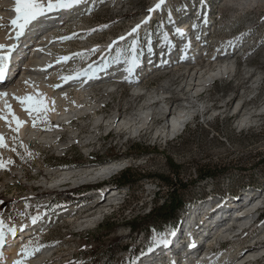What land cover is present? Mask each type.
Returning <instances> with one entry per match:
<instances>
[{
  "label": "rangeland",
  "instance_id": "374dc122",
  "mask_svg": "<svg viewBox=\"0 0 264 264\" xmlns=\"http://www.w3.org/2000/svg\"><path fill=\"white\" fill-rule=\"evenodd\" d=\"M44 1L40 4H45ZM159 2L160 0L87 1L88 12L80 18L83 24H75L72 25L73 27L70 25L65 30V36H62L65 38L62 39L63 41L68 39L66 43H62V47H65L63 51L73 52L75 47L95 42L102 46V51L111 50L114 57L122 52L123 47L122 56L117 58L126 59L129 51L137 50L139 62L143 66L144 61L150 60V55L153 57L158 55L157 59L160 61L163 59V49L168 42L166 36L164 37V34H167L166 28L173 33L183 22L191 21L198 33L205 37L204 43L207 45L199 51H204V54L198 58L203 52L200 54L195 50L196 46L188 44L189 56H194L202 65H207L206 58L210 54L232 51L233 62L236 65L234 71L231 76L218 78L203 93L206 100H211L207 107L208 116H198L188 123L177 138L173 139L153 135L152 130L161 122L154 123V128L152 127L147 133L143 131L140 137L116 131L106 136L103 125L100 127L102 129L100 133L97 132V139H94L96 142L89 143L88 141L92 139L89 138L91 130L94 128L93 118L85 117L82 121L78 120L70 124L56 122L43 115H39L34 122L31 120L35 126L44 130L62 127L65 133H61L62 138L56 143L66 142L67 147L60 149L56 145L39 142L36 137L27 140L23 135L20 136L16 128L9 127L8 130L6 129L8 126L5 127L6 137L10 139L7 138L4 144L0 143V165H3L0 167V219H4L6 224H12L21 219L32 222L33 217H38L37 223L34 224L38 233L34 241L26 244L27 249L32 252L33 249L43 248L45 245L58 244L60 251L57 252V256L54 255L55 258L50 256L49 259V261L54 259L52 264H179L178 261H182L185 257L175 261L173 253L179 256L178 253L188 249L189 244L193 242L197 244L192 245L194 249H190V252L201 248L204 244L203 240L212 237L218 226L230 222V216L238 213L244 203L260 194L264 196V0H234L231 3L227 0H165L161 9L149 12V9L154 8ZM149 17H151L149 22L144 23ZM209 19L212 28L208 26ZM137 25L142 27L137 33L129 36L128 34ZM6 26L8 24L3 25L4 28H7ZM79 26L87 30L78 31ZM80 31L82 32L76 36ZM180 31H177L178 35H181ZM68 35H71L70 40L67 38ZM122 36L127 39L121 41ZM149 36L152 38L151 42L146 40ZM176 36L173 35L174 41L172 38L170 40L172 45L174 42L176 44L175 47L170 45L173 48L172 62L181 58L183 53L181 49L183 41ZM101 50L78 57L73 56L75 59L72 61L75 66H71L72 71H68L80 72L90 68L94 63L100 66L101 55L104 54ZM170 50H167L168 53ZM168 53L166 52L164 60L167 59ZM106 68L103 69L107 70ZM91 69L95 70V68ZM178 70L180 74L185 68L180 66ZM172 73L174 72L153 78L152 82L147 83V87L151 89L159 86L162 80ZM257 80L259 83H256ZM75 81L77 80L74 78L73 82ZM98 81L101 80L97 79L96 82ZM180 81L181 79L176 85ZM131 87L129 83L121 82L117 93L112 95L114 102L105 108L107 111L105 115H115L118 112L125 115L132 110V106L129 107V100L132 98ZM95 90L106 102L108 93H105L104 88L98 87ZM71 91V98L74 99V89ZM140 99L138 98L137 102ZM237 104L240 106L236 109ZM244 108L246 111L251 109L258 116L254 123L240 127L239 120L245 116ZM215 109L218 110L214 111ZM71 128L81 134L77 144L68 146ZM88 151L92 152L89 156ZM62 153L63 155L60 156ZM168 158L181 166L180 176L188 179L193 177V168L200 164L210 163L226 167V170L216 178L190 181L193 183L183 191L185 200L192 202L199 197L205 198L179 213L180 218L176 222L175 230L169 229V223H165L166 225L153 223L144 224L136 229L143 230L144 236L142 232L137 236L133 235L134 237L126 235L128 232L136 231L129 229L130 225H127L129 221L146 216L149 205H155L157 201L166 199L167 189L159 188L160 183L157 178H141L134 181L126 191L122 190L121 206L108 209V214L104 215L103 219L99 218L101 220L96 227L86 224L81 226L78 223L83 220L82 217L97 213V210L83 211L82 208L76 216L74 213L64 216V213H59L57 207L64 193L56 194L51 191L56 183L48 187L43 183L54 181L56 174L49 173L50 170L82 166L97 167L114 160H125L132 169L144 174H168L172 172ZM99 184L98 187L104 186L103 183ZM88 188L89 186L77 187V191L68 194L67 198L78 196L83 191L89 190ZM111 189L113 187L105 190L110 192ZM108 192L104 195L107 196ZM230 194L241 198L227 202ZM52 197H55L54 202H57L51 208L50 214L39 215L40 209H46L48 205L45 207L43 205ZM214 201H219L226 207L222 205L212 214L227 218L222 221H208L209 224L206 223L207 220L197 221L200 216L204 218L212 215L205 214L211 209L209 206L211 204L208 202ZM30 204L35 206L28 208ZM70 211L72 212L71 208ZM226 212L232 213L226 216ZM263 212L264 208L260 211L259 218ZM105 223L108 224L104 225ZM204 225L210 226L204 228ZM163 226H165L164 232L158 236L155 232ZM250 235L259 241L258 246L255 247L264 245L261 242L264 240V219L261 222L259 219L256 227L249 228L245 234L240 235L241 242L236 239L222 249L221 264H230L236 254L247 251L249 248L247 240ZM171 242H174V245L170 246ZM134 252L138 255H134ZM131 258L134 263L131 262ZM251 264H264V256Z\"/></svg>",
  "mask_w": 264,
  "mask_h": 264
},
{
  "label": "bare ground",
  "instance_id": "6f19581e",
  "mask_svg": "<svg viewBox=\"0 0 264 264\" xmlns=\"http://www.w3.org/2000/svg\"><path fill=\"white\" fill-rule=\"evenodd\" d=\"M43 1L44 0H37L38 3ZM56 2L57 0H53V3ZM66 2L74 3V0H66ZM227 2L231 3L234 2V0H227ZM42 5L45 6V4ZM76 6L74 9H71L72 11L70 9H58L54 12L46 13L44 16H41L42 18L39 19V23L37 24L39 25L40 23L44 24L45 22L53 21L52 24L54 26L51 30L56 26H62V28H64L69 27L70 25L75 26V24L81 25L83 24V22L80 21L82 15L76 13L78 12ZM17 7H21V5L17 4V0H0V46H2V48H0V55H10L5 77L6 80L0 83V93L4 94L0 95V137H3L2 142H0L1 144L7 142L8 138L6 137L7 134L4 130L11 127V129L16 128L21 134L20 136L23 135L27 140L33 137L35 139L36 137L39 142L42 141L48 145H56L60 149L66 148V142H63L62 144L56 143L61 133H65L62 127L44 130L35 126L34 123L31 122V120L34 122L39 115L46 116L56 122L62 121L65 124L73 117H80L79 120L81 121L85 117L93 118L94 128L91 130V135L89 134V138L93 139H97V132L102 130L100 127L103 125L106 129V136H110L116 131L124 134L127 133V135L130 134V136L133 137H140L143 131L147 133V131L152 130V127L156 122H161V124L155 128L153 127V135L157 137H170L172 139L177 138L179 133H181V131H183L188 125V121L195 116L196 113L209 106L211 100H206L203 93L208 89L211 83L215 82L218 78L231 76L236 66L233 62L232 51H218L214 55L210 54L206 58L208 64L202 65L198 58L204 54V51L199 52L200 54L203 53L199 55L198 58L194 56L190 57L189 51L187 50L189 45L186 43L182 44L181 49L183 50V53L181 58L172 62L171 57L173 48L170 47L171 50L170 48L167 49L168 44L165 43L166 46L164 49L163 47L161 48V50L163 49V59L161 61L157 59L158 55L155 57L150 55V60L144 61L142 66L137 55L132 56L128 63H126V59L119 57L117 58L116 63H114V69L111 66L110 68L112 70H107L105 74H103L102 71L103 66L100 67V71L91 69L89 72H76L80 74L73 73L76 75H73L72 73L67 74V71L71 70L69 62L75 59V57H73L75 56V53L66 50L63 51V48L65 47H62V43H66L68 39L63 41L62 39L64 37H57L56 34L52 33L49 35V39L45 42L36 41L35 43L31 35L32 30L37 28V26L34 25L35 20L25 27L24 35L17 38L20 31L18 25L23 22L22 20L11 18L13 10L16 12ZM13 20H17L16 25L12 24ZM185 23L186 22H183V25ZM5 24H8V26H6L7 28L3 27ZM208 26L210 28L213 27L210 19ZM179 28V30L182 31L183 29L189 31L194 28V32L196 31V28L193 25L191 27L180 26ZM81 32L82 31L74 34L77 36ZM207 33H209L208 29ZM70 36L71 35H68L67 38ZM195 39V41H198V44H202L201 50L206 47L207 44L204 43L206 42L204 36L197 33ZM43 43L46 45L44 48L45 52H43L44 50L40 52V49L43 48V46H41ZM93 44L94 43H92V45ZM34 45H37V47H34ZM13 47H15L14 51H12ZM82 48H84V46H82ZM30 49L33 50L32 54H28ZM167 50H170L169 53ZM136 52L137 50H135L134 53ZM166 52L168 53V57L164 60ZM54 56L62 57V60L64 61L67 60L66 58L69 59L68 65L70 67L67 71H64L66 70L65 68L59 69L56 65L53 66L51 60L54 59ZM26 60H28L27 65H25ZM21 61L22 63H20ZM180 66H184L185 70L178 74V68ZM18 68L21 70H19L20 75L22 74L20 77L18 74L19 72H15ZM53 70H57V74L54 73ZM172 71L174 73L167 76L165 80H162L159 86H154L151 89L147 87V83L152 82L153 78ZM73 78L77 81L73 83H64L65 80ZM97 78H100L99 80H102V82H96ZM179 79H181V81L176 85V82ZM121 82L129 83L132 86V98L129 100V107L132 106V110L125 115L124 113L118 112L117 114L110 116L104 114L107 113V111L102 112L103 114L101 112H94V109L105 103L104 99H101L100 97H98L100 99L97 98L98 93H96L95 88L103 87L105 93H108L111 89L115 88V91L117 92L118 88L121 87ZM256 83H259V81L257 80ZM75 85L78 86L75 88ZM70 88L71 90L74 89V99L71 98L72 91H69ZM199 93H201L202 96H197ZM29 96L34 98L33 101L26 100ZM93 96H96V98H93ZM138 98L141 99L137 102ZM239 106L240 104H237L235 108L237 109ZM245 109L246 108H244V110ZM217 110L215 109L214 111ZM203 116H208V111L207 114ZM257 116L258 114H255V112L253 113L251 109L247 111L245 110V116L239 120V126L241 127L254 123ZM17 120L21 123L18 124ZM100 122L102 123L99 124ZM6 126L8 127L5 129ZM77 132L76 129L69 131L70 137L68 140V146L74 145L73 140L76 139L77 135L81 134ZM71 141L73 143H70ZM88 153L92 152L88 151ZM129 166L130 164H127L125 160H114L98 165L97 167L82 166L80 168L54 169L49 172L56 174L54 181H44L43 183L47 187L56 183L52 190L56 189L57 185L58 187L64 186L63 182L75 183L72 186L78 188L89 186V190L83 191L78 196H71L70 198H65L63 196V198L58 201L59 205H57V207L59 213H64V216L73 213L74 216H76L82 208L83 211H90V209L97 210V213L94 214L86 213L87 215L82 217L83 220L78 223L81 226H85L86 224L96 227L97 224L100 223V220L108 214V209L121 206L123 202V196L121 194L122 190L126 191L127 188L131 187H113V189H111L112 191L108 192L105 189L111 187L108 184H105V181ZM181 178L183 179V177ZM209 178L212 177H207L205 180H208ZM86 181L91 183H86ZM157 181L160 183L159 188H162L163 190L167 189L168 193L166 195L168 196L172 190L171 185L163 184L159 179H157ZM99 183H103L104 186L98 187ZM192 183L193 182H189L186 190ZM105 192H108L107 196L104 195ZM155 193L157 194V191H155ZM53 198L54 197L48 198V202L43 206L45 207L49 205ZM202 200L199 201L201 202ZM164 201H157L155 205H149L147 207L148 213H146V215L151 214L154 208L157 207V205L162 204ZM199 201H192L188 206L191 207L194 203ZM219 201L208 202V204H211L209 205L211 206V209H209L205 215L212 214L220 209L223 203H220ZM223 207H226V205H223ZM242 207V209L237 211V215L230 216V222H225L223 225L218 226L217 230L213 232L212 237L206 241L203 240L202 243L204 244L201 248L190 252V249H194L192 245L197 244V242H193V244H189L188 249H184L181 253L179 252V256L173 253L172 256L174 260L177 261V259L185 257V259L182 260L183 262L178 261V263L221 264L222 260L220 257L223 254L220 253L222 249L225 248L229 242L231 243L236 239L241 242L239 236L243 234L244 230L247 229V226L252 223H259L260 218L258 215L264 208V196L260 194L255 199H249ZM70 208L72 209V212L70 211ZM182 210H180V213ZM40 212L41 211H39V213ZM230 213L226 212L225 215L227 216ZM99 218L101 219L99 220ZM199 220L200 219H197V221ZM218 220H220V218ZM34 227V224L27 219H21L12 224H6L4 219H0V231L3 232L5 237L3 245H0V264H16L17 261H20L21 264L53 263L52 261H54V259L50 261L49 259L50 256L53 257L60 251V249H58V244L45 245L43 248H38L39 251L33 249L32 252H29L27 247H25V245L28 242H31L38 233ZM129 229L133 230L131 226H129ZM163 229L161 231L162 234L164 232ZM26 232L28 233L25 234ZM131 232H128L126 235L134 237L141 232L142 236L145 235V232L143 234V230H136V234ZM158 232L159 231H156L155 233L159 236L160 234ZM24 234L25 236L22 241ZM250 237H252V235H250ZM25 240L27 241L26 243H24ZM172 245H174V242H171L170 246ZM53 251L54 253L50 255ZM263 253L264 245L252 248L249 247L247 251L243 252V254H236L235 258L232 259L233 262L230 264H251L259 261L263 257ZM134 255L138 254L134 253ZM157 255L159 256L161 254ZM53 258H55V256Z\"/></svg>",
  "mask_w": 264,
  "mask_h": 264
},
{
  "label": "trees",
  "instance_id": "16d2710c",
  "mask_svg": "<svg viewBox=\"0 0 264 264\" xmlns=\"http://www.w3.org/2000/svg\"><path fill=\"white\" fill-rule=\"evenodd\" d=\"M171 173H141L132 169V166H129L122 171H120L117 176H112L109 180L105 181V184H108L110 187H123V186H132L134 181L140 180L141 178H157L162 181L163 184L171 185L172 190L168 194L166 200L158 207H155L153 212L149 215L141 217L139 219H133L128 222L127 225H130L133 230L138 229L142 225H148L153 223H158L162 225L169 223L170 229H174L176 222L179 220L180 210L186 208L191 202H187L184 198L183 191L187 188V182H184L180 177L181 175V166L176 164L171 158H168ZM226 167L219 166L217 164L204 163L198 165L197 174L198 177L196 180L202 181L207 177L216 178L221 172H223ZM114 177V178H113ZM195 180V181H196ZM101 185V184H99ZM75 191V190H74ZM205 198V197H204ZM196 198L193 201H199L204 199ZM108 223H105L106 225ZM112 224V223H111ZM164 227V226H163ZM163 227H161L163 229ZM173 227V228H172ZM162 229L159 230L161 235ZM135 253V252H134Z\"/></svg>",
  "mask_w": 264,
  "mask_h": 264
},
{
  "label": "snow or ice",
  "instance_id": "6c2138e0",
  "mask_svg": "<svg viewBox=\"0 0 264 264\" xmlns=\"http://www.w3.org/2000/svg\"><path fill=\"white\" fill-rule=\"evenodd\" d=\"M75 4L82 3V0H74ZM73 2H66V0H57L56 3H53V0H48V3L46 7L40 3L37 2V0H17V4L21 5V7L16 8L17 13H21V15L18 17V20H22L23 22L20 23L19 26V33L17 35V38L24 35L25 27L30 24L33 20H36L38 17L44 16L46 13H51L56 10H65L70 9L74 6ZM165 3V0H160L158 4L152 9H149V12H156L157 10L161 9V6ZM151 17H149L148 20H146L144 23H148ZM13 25L17 24V20L12 21ZM142 25H137L136 28L132 30L131 33H129V36H132L133 34L137 33ZM95 31V30H94ZM71 37H69L70 39ZM127 37H120L121 41L126 40ZM2 48V46H0ZM15 50V47H13L12 51ZM95 51V50H93ZM68 59V58H66ZM10 60V55H0V81L4 80L6 77V71H7V65L6 62ZM0 95H4L3 93H0ZM33 97L29 96L26 98L27 101H33ZM42 103V102H39ZM17 123L20 124L21 122L17 120ZM3 137H0V142H2ZM3 165H0L2 167ZM38 217L32 218V223L35 224L38 221ZM15 231V230H13ZM5 240L4 234L2 231H0V245H3ZM27 247V245H25ZM35 251H39V249H36ZM16 264H21L20 261H17Z\"/></svg>",
  "mask_w": 264,
  "mask_h": 264
},
{
  "label": "built area",
  "instance_id": "2783aa9c",
  "mask_svg": "<svg viewBox=\"0 0 264 264\" xmlns=\"http://www.w3.org/2000/svg\"><path fill=\"white\" fill-rule=\"evenodd\" d=\"M119 108H120V107H119ZM121 111H123V110L121 109ZM197 169H198V165H197L195 168H193V171H194V173H193V177H191V178H189V179L183 177V181H184V182H187V184H189L190 181H195V180L197 179V177H198Z\"/></svg>",
  "mask_w": 264,
  "mask_h": 264
}]
</instances>
